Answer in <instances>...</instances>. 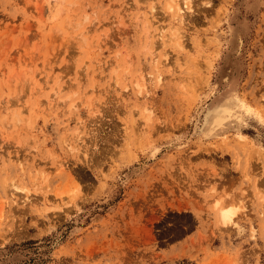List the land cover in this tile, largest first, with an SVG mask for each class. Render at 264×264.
<instances>
[{
  "label": "rangeland",
  "instance_id": "rangeland-1",
  "mask_svg": "<svg viewBox=\"0 0 264 264\" xmlns=\"http://www.w3.org/2000/svg\"><path fill=\"white\" fill-rule=\"evenodd\" d=\"M184 2L0 0V264H264V0Z\"/></svg>",
  "mask_w": 264,
  "mask_h": 264
},
{
  "label": "bare ground",
  "instance_id": "bare-ground-1",
  "mask_svg": "<svg viewBox=\"0 0 264 264\" xmlns=\"http://www.w3.org/2000/svg\"><path fill=\"white\" fill-rule=\"evenodd\" d=\"M184 7H180L178 10V20L179 22L182 24L184 21H185V17L187 15V12L188 11H191L193 9V0H184ZM176 14V15H177ZM177 20V21H178ZM177 33V32H176ZM180 33V32H179ZM178 34V33H177ZM177 37V36H176ZM180 37V36H179ZM182 42V41H181ZM182 47V46H181ZM168 61V56H167V59ZM166 61V62H167ZM236 214H237V210L236 209H232V208H229V209H222V212L220 213V220L222 221V225H233L234 224V218L236 217ZM223 225V226H224ZM229 227V226H228Z\"/></svg>",
  "mask_w": 264,
  "mask_h": 264
}]
</instances>
